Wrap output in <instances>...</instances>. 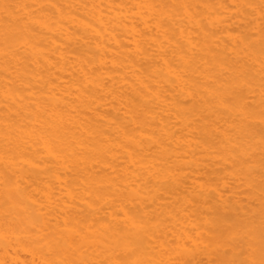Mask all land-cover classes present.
I'll return each mask as SVG.
<instances>
[{
  "label": "bare ground",
  "instance_id": "6f19581e",
  "mask_svg": "<svg viewBox=\"0 0 264 264\" xmlns=\"http://www.w3.org/2000/svg\"><path fill=\"white\" fill-rule=\"evenodd\" d=\"M0 264H264V0H0Z\"/></svg>",
  "mask_w": 264,
  "mask_h": 264
}]
</instances>
